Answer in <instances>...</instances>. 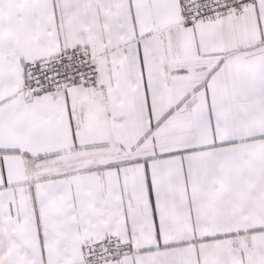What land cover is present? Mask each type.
Instances as JSON below:
<instances>
[{"label":"snow or ice","instance_id":"6c2138e0","mask_svg":"<svg viewBox=\"0 0 264 264\" xmlns=\"http://www.w3.org/2000/svg\"><path fill=\"white\" fill-rule=\"evenodd\" d=\"M0 264H264V0H0Z\"/></svg>","mask_w":264,"mask_h":264},{"label":"crops","instance_id":"0c3cea01","mask_svg":"<svg viewBox=\"0 0 264 264\" xmlns=\"http://www.w3.org/2000/svg\"><path fill=\"white\" fill-rule=\"evenodd\" d=\"M253 86L255 85L251 78H248L247 80H245L244 78H237L230 84V92L226 103L247 102L249 97L246 95V92Z\"/></svg>","mask_w":264,"mask_h":264}]
</instances>
